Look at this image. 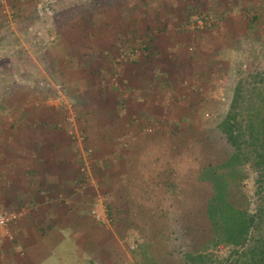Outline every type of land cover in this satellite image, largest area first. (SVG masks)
I'll use <instances>...</instances> for the list:
<instances>
[{
    "label": "rangeland",
    "instance_id": "rangeland-1",
    "mask_svg": "<svg viewBox=\"0 0 264 264\" xmlns=\"http://www.w3.org/2000/svg\"><path fill=\"white\" fill-rule=\"evenodd\" d=\"M241 62L264 66V0H0V143L29 112L32 129L76 146L71 264H140L136 237L178 264L204 244L197 175L227 150L214 127ZM139 71L151 86L135 100ZM7 171L0 208L28 213L7 206ZM251 195L232 199L246 208Z\"/></svg>",
    "mask_w": 264,
    "mask_h": 264
},
{
    "label": "trees",
    "instance_id": "trees-1",
    "mask_svg": "<svg viewBox=\"0 0 264 264\" xmlns=\"http://www.w3.org/2000/svg\"><path fill=\"white\" fill-rule=\"evenodd\" d=\"M255 23L256 18L251 24ZM251 66L240 63L229 108L215 122L227 150L197 175L209 187L204 213L210 235L204 244L185 252L179 264H264V66ZM235 190L252 192V204L237 206L232 199ZM136 241L140 264H178L154 252L149 242L140 243L137 237ZM220 247L224 255L218 253Z\"/></svg>",
    "mask_w": 264,
    "mask_h": 264
},
{
    "label": "crops",
    "instance_id": "crops-1",
    "mask_svg": "<svg viewBox=\"0 0 264 264\" xmlns=\"http://www.w3.org/2000/svg\"><path fill=\"white\" fill-rule=\"evenodd\" d=\"M142 73L135 76L133 88L139 92L135 100L147 99L141 93H148L151 86ZM29 114H23L17 132L7 129L1 136L0 170L7 168L10 178L7 206L30 209L13 225L12 236L1 241L0 264H71L72 254L83 248L76 241L75 227L83 217L71 194L77 149L66 134L44 135L32 129ZM64 198L71 203H64ZM90 239V246L99 245ZM81 252L86 255L88 249Z\"/></svg>",
    "mask_w": 264,
    "mask_h": 264
},
{
    "label": "built area",
    "instance_id": "built-area-1",
    "mask_svg": "<svg viewBox=\"0 0 264 264\" xmlns=\"http://www.w3.org/2000/svg\"><path fill=\"white\" fill-rule=\"evenodd\" d=\"M203 26L204 24L200 20L196 24H192L191 26H189V28L194 29V28H201ZM85 177H86L85 180L88 181L89 179L88 174H86ZM25 208H22L19 211H13V212L2 210L0 208V235L8 233L9 226L16 223L21 217H23L26 214Z\"/></svg>",
    "mask_w": 264,
    "mask_h": 264
}]
</instances>
